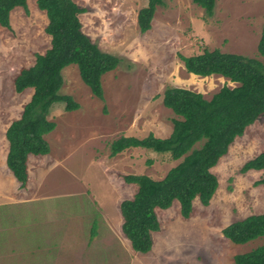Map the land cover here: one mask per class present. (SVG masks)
<instances>
[{
    "label": "rangeland",
    "instance_id": "1",
    "mask_svg": "<svg viewBox=\"0 0 264 264\" xmlns=\"http://www.w3.org/2000/svg\"><path fill=\"white\" fill-rule=\"evenodd\" d=\"M73 1L85 9L79 15L83 33L120 63L101 78L103 100L90 93L75 64L61 70L59 94L71 96L79 108L67 112L61 102L51 106L47 119L56 127L45 135L50 151L28 157L27 189L6 168L5 131L32 94L31 89L16 93L13 80L34 63V54L49 48L47 19L35 0H27L26 11H11L9 28L0 26V264H234L235 255L263 243L258 238L233 244L221 230L264 213V185H255L262 171L240 172L264 150V115L211 168L218 187L208 205L195 199L186 219L177 201L156 209L160 228L151 234L152 247L145 254L134 252L121 232L119 204L137 188L122 177L141 174L160 180L180 159L144 148L111 157L109 144L120 136L168 137L177 118L162 105L168 86L205 99L223 86H236L220 75L187 73L179 56L217 49L264 62L257 53L264 0H215L210 17L192 0H163L145 33L139 31L136 15L147 0ZM92 229L95 236L89 243ZM44 241L52 252L37 248ZM13 246L21 255L31 246L37 251L24 260L18 252L17 258L11 256Z\"/></svg>",
    "mask_w": 264,
    "mask_h": 264
},
{
    "label": "trees",
    "instance_id": "2",
    "mask_svg": "<svg viewBox=\"0 0 264 264\" xmlns=\"http://www.w3.org/2000/svg\"><path fill=\"white\" fill-rule=\"evenodd\" d=\"M44 12L45 33L50 46L44 53L34 54V63L21 68L13 80L16 93L31 89L20 116L5 131L8 144L5 165L19 183L27 185V159L30 155L44 156L50 151L45 135L56 124L47 119L54 103H63L67 112L79 108L71 96L59 94L61 70L75 64L82 82L97 99L103 100L101 78L117 68L120 59L103 52L83 33L79 15L85 12L73 0H35ZM206 16H212L215 0H192ZM163 0H147L136 15L138 29L145 33L157 6ZM27 0H0V26L9 28L10 13L15 8L27 10ZM257 53L264 59V27L257 44ZM185 71L198 77L220 75L236 86L221 87L210 99L186 88L168 86L161 95L162 105L177 118L172 119L168 137L158 138L152 133L145 137L120 136L109 144L113 157L130 148H144L156 153H168L180 162L169 169L160 180L147 175H124L126 184L137 186L130 199L119 204L122 218L121 232L134 252L145 254L151 250L153 232L160 228L156 209L165 210L173 201L179 205L180 215L188 218L193 201L209 204L218 180L211 172L224 156L235 138L264 115V62L239 54L223 53L217 49L203 50L192 56H179ZM262 171L255 185H264V150L247 160L241 173ZM222 236L233 244H245L258 238L263 243L233 257L234 264H264V213L234 221L221 230ZM95 236L92 229L90 238Z\"/></svg>",
    "mask_w": 264,
    "mask_h": 264
},
{
    "label": "crops",
    "instance_id": "3",
    "mask_svg": "<svg viewBox=\"0 0 264 264\" xmlns=\"http://www.w3.org/2000/svg\"><path fill=\"white\" fill-rule=\"evenodd\" d=\"M31 156V155H30ZM33 156V155H32ZM28 161H29V158L27 159V172L29 171V165H28ZM28 180H29V174H28V179H27V182H28ZM24 189H27V188H24ZM25 191V190H24ZM93 240V238L91 239L90 237H89V240H88V242L90 243L91 241ZM48 245V241H44V243L43 242H41V244H39L38 246H37V248L38 249H40L44 254H47V253H49V252H52L49 248H47V246L46 245ZM22 250H23V248H22ZM24 251V255H21L22 253V251L19 249V248H15V246H13L12 248H11V256H15L16 257V255H14V253L15 252H18V257H23V259L24 260H26V259H29V258H31V257H29L30 255H31V253H33V252H36L37 250L35 249V246H31L30 247V249L28 248L26 251L25 250H23ZM17 258V257H16Z\"/></svg>",
    "mask_w": 264,
    "mask_h": 264
}]
</instances>
